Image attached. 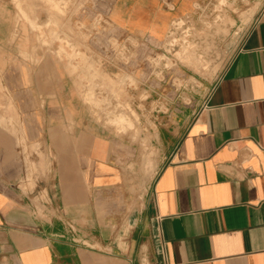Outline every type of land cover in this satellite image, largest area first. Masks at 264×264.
Segmentation results:
<instances>
[{"label": "crops", "instance_id": "obj_1", "mask_svg": "<svg viewBox=\"0 0 264 264\" xmlns=\"http://www.w3.org/2000/svg\"><path fill=\"white\" fill-rule=\"evenodd\" d=\"M16 1L77 29L79 13ZM167 1L86 0L110 33L86 45L70 37L77 57L18 27L17 5L0 0V105L5 117L14 110L17 127L0 126V264H264V0L223 71L189 105L168 103L167 77L154 81L146 63L173 21L206 0ZM108 39L135 41L138 60L115 62ZM121 73L167 106L153 140L162 161L138 203L127 191L138 146L91 107L105 93L123 102L134 94L114 80ZM41 156L48 170L25 192ZM34 191L47 193L40 213Z\"/></svg>", "mask_w": 264, "mask_h": 264}, {"label": "rangeland", "instance_id": "obj_2", "mask_svg": "<svg viewBox=\"0 0 264 264\" xmlns=\"http://www.w3.org/2000/svg\"><path fill=\"white\" fill-rule=\"evenodd\" d=\"M13 2L16 6L17 1L13 0ZM260 3V0H206L196 5L190 13L173 21L163 44L151 53V57H148L149 62L146 63L154 81H163L167 77L169 85L167 97L172 99V101L168 100V103L189 105L192 97H198L207 90L233 55ZM43 4L46 9L49 5L54 7L56 13L66 18L81 14L77 23H74L77 29L73 31L39 19L38 14H33L34 6L31 4H25L27 7L25 9L16 6L19 11L15 18L16 25L38 32L39 38L44 41L45 37L55 40L57 42L55 53L58 55L70 49L72 55L79 56L80 47L70 45V37H80L86 45L95 33L104 31L105 37L110 33L105 18L93 14L89 16L86 11V0H43ZM17 34L18 31L14 28L11 32V40L15 39ZM108 41L107 46L105 45L106 53L112 54L115 62L120 60L121 66L122 63H126V67H129L131 62L138 60L140 46L135 41L129 40L126 44L117 43L113 39ZM114 80L118 82L120 88L127 87L129 92L134 94L123 102L118 94L105 93L103 102L91 100V107L103 124L105 122L106 126H114L117 131L129 134L133 142L136 141L139 153L136 160L129 165L127 191L131 201L138 203L162 161L161 150L153 140L156 136L155 122H167L161 114L164 111L166 114L167 106L163 98L155 101L154 94L145 92L140 86L142 82L140 83V79L136 76L121 73ZM89 96L95 99L92 93ZM5 110L0 105V126L16 132L17 127L12 115L14 110H11V115L7 117L4 116ZM151 128L153 131L150 130ZM44 161L41 156L38 175L36 170L33 169L31 172L32 168H28L25 192L32 191L37 178L45 175L47 163L45 161L44 166ZM32 195L35 210L40 213L43 203L47 202V193L34 191ZM135 208L136 206H131L130 210Z\"/></svg>", "mask_w": 264, "mask_h": 264}, {"label": "built area", "instance_id": "obj_3", "mask_svg": "<svg viewBox=\"0 0 264 264\" xmlns=\"http://www.w3.org/2000/svg\"><path fill=\"white\" fill-rule=\"evenodd\" d=\"M168 1L167 0H163V4L166 6V5H168V4H170V3H167ZM167 3V4H166ZM116 105H117V103H116Z\"/></svg>", "mask_w": 264, "mask_h": 264}, {"label": "bare ground", "instance_id": "obj_4", "mask_svg": "<svg viewBox=\"0 0 264 264\" xmlns=\"http://www.w3.org/2000/svg\"><path fill=\"white\" fill-rule=\"evenodd\" d=\"M136 142V141H135Z\"/></svg>", "mask_w": 264, "mask_h": 264}]
</instances>
